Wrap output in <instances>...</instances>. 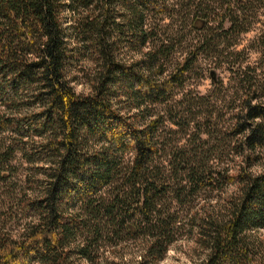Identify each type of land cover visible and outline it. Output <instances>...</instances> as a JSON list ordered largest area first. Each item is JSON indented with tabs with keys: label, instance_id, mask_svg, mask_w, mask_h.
Masks as SVG:
<instances>
[{
	"label": "trees",
	"instance_id": "1",
	"mask_svg": "<svg viewBox=\"0 0 264 264\" xmlns=\"http://www.w3.org/2000/svg\"><path fill=\"white\" fill-rule=\"evenodd\" d=\"M122 1L131 13L123 40L109 30L114 20L105 0H0V264H69L71 257L95 263L98 249L116 244L120 234L141 242L133 264H154L180 235L194 264H264L263 246L250 234L264 224V85L252 79L255 66L234 70L241 91L217 114L228 112L230 121L216 128L214 109L200 110L205 102L167 103L199 47L218 44L213 37L188 43L164 74L163 57L180 35L161 38L128 64L115 53L117 42L145 41L143 9L157 4L156 11L180 18L183 1L194 0ZM205 1L216 0L195 2L193 27L206 23L215 7ZM250 2L235 0L242 16ZM64 11L71 14L69 26ZM232 12L224 5L217 20H228L223 35L246 27ZM67 27L79 48L88 49L85 92L71 85L76 74H70ZM253 42L264 50V21ZM208 75L217 82L214 68ZM154 102L162 106L148 113ZM165 121L178 129L164 130ZM182 128L179 137L186 135L189 149L161 145L166 133ZM213 139L220 145H209ZM225 148L239 160L233 167L223 166ZM15 156L26 167L18 179ZM252 167L262 170L253 174ZM222 173L235 193L218 210L208 203L197 208L192 198L218 186ZM19 221L18 229L5 227Z\"/></svg>",
	"mask_w": 264,
	"mask_h": 264
},
{
	"label": "rangeland",
	"instance_id": "2",
	"mask_svg": "<svg viewBox=\"0 0 264 264\" xmlns=\"http://www.w3.org/2000/svg\"><path fill=\"white\" fill-rule=\"evenodd\" d=\"M196 1L197 0H194L190 3H185V1H183L184 4L180 6V18L174 14L167 16L166 14H163L162 11H156L160 10L157 9V4L155 6L153 5V8L150 7V9H143V22L141 25L145 32V41L142 44L134 41V44L128 45L125 42H117L115 53L124 64H128L139 59L146 49L159 43L161 38H166L169 35L174 37L180 35L181 41L172 46V51L167 57H163V65L166 68L162 73L164 74L166 71L170 70L171 63L181 58L188 48V43L197 41V39L204 34H208L210 38L213 37V42L218 41V44L210 50L205 46L199 47L197 58L191 64L189 70L183 73L181 84L172 83L171 88L174 95L167 101V103H174L175 105L177 104L178 107H184L185 101H183V98L195 102L203 101L205 102V105H202L200 110L206 112L207 108H213L215 120L218 119L217 124H219L216 128H219L220 124H227L230 120L228 119V112L220 118L217 117V114H223L224 108L229 107L228 100L236 94V91H238L237 93L241 91L239 89L238 75L234 73V70L245 67L246 65L255 66L253 72H251L252 79H257V83L261 82L264 85V50L259 48V43H256L255 45L253 42L254 38H256L260 32L262 22L264 21V2L250 0L251 2L249 4H251V8L244 13L246 16H242L243 12L239 9L237 10L235 0H228L224 2L223 5H219V0H216L213 3L205 1L204 4H208V8L211 4L215 7L210 8L207 22L204 24L196 22L195 28L189 23V19L192 17L193 13L196 12L195 7L193 6ZM168 2H171V0H166V3ZM105 3L108 7V20H114V23L111 22V24L108 25L110 28L109 30H111L113 37L118 35L119 38L123 40L122 35L128 37L124 22L127 18L131 17V13H129L126 7V1L105 0ZM224 5H228L229 9L233 11L231 14L243 17L244 22L242 25L246 26L243 30H238L236 32L233 30L231 33H228V35H223V30L227 26L228 20H223L221 25H218L217 20L219 19ZM201 6L205 8L204 5L201 4ZM61 17L63 24L69 26L68 23L72 19L70 12L64 11ZM65 34L68 40V47L71 48L70 50L72 52L69 59L70 74H76L75 80L71 82V85L76 92H85L87 90V85L84 76H86V71L90 68V63L84 58L88 56V49L84 48L82 50V48H79L77 36L70 27L65 29ZM217 34L218 36H216ZM78 49L80 50L78 51ZM221 49L232 52V57L235 58L233 63L231 62L233 60L232 57H222V53L224 52L220 53ZM210 68L216 70L217 82L215 83L212 82L208 75V70ZM123 99L124 97L121 98V100ZM147 106L150 108L148 113H150L151 110L156 112L160 109L162 103L154 102L147 104ZM0 109L4 112V107L0 106ZM167 127L170 129H178L177 126L165 121L163 126L164 130H166ZM182 131L183 128L182 130L179 129V132L176 134L166 133L161 140V145H166L165 147H167L171 142H174L175 146L183 145L185 148L189 149L190 147L186 145V141L184 140L186 135L182 138L179 137V134H181ZM0 136H4V130L0 132ZM206 137V133L201 134V138L205 139ZM220 138L222 139L221 141L226 142L227 140V137L221 134L218 136V139ZM208 144L220 145L218 141L214 142V139L209 140ZM98 147L99 145L95 146L96 150ZM167 150L168 148L164 149V151ZM220 152H222L221 154L224 157V161L222 160L223 166H225L224 164L226 162L230 167H233L232 165L239 161L238 158H231L232 153L227 150V148L223 151L220 149ZM214 156L216 157L215 154ZM12 163L16 167L15 178L18 179L23 169L26 168L25 163L22 162L19 156H15ZM240 167L242 168L240 173L246 171L245 169L243 170L245 166L240 165ZM261 170V167L251 168L253 174L258 173ZM166 174H168V171H166ZM36 177L39 181L43 178L41 175L38 176V174H36ZM18 184L21 185L19 182ZM230 193H235V184H231V178L228 177V174L222 173L219 185H216L215 187L213 186L211 191H201L200 194H197L192 198V203L195 204L197 208L201 205L206 206L208 203L214 205L213 207H215V210H218L219 207L223 205V199H225ZM182 212L183 211H181L180 214H182ZM20 224V221L17 224L6 222L5 227L18 229ZM182 228H185V226ZM182 228H174L173 233H186L183 232ZM250 234L262 244L263 247L261 248L264 249V224L263 226L250 231ZM120 237L121 238L116 244L112 246L106 245L104 249H98L96 252L97 260L95 263H89L71 257L69 264H110L111 262H117L116 264H133L139 258L138 251L141 247V242L138 239L132 240L129 237H126L125 234H120ZM183 238V235L175 238V240L168 246L167 250L162 254L161 258H159L154 264H194L188 253L191 246L188 241H185ZM105 260L106 262H104ZM66 264H68V262Z\"/></svg>",
	"mask_w": 264,
	"mask_h": 264
}]
</instances>
